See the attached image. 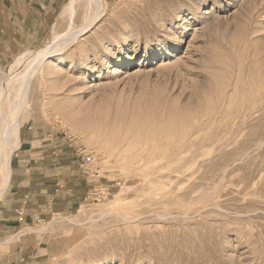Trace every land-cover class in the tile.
I'll list each match as a JSON object with an SVG mask.
<instances>
[{
	"label": "rangeland",
	"instance_id": "rangeland-1",
	"mask_svg": "<svg viewBox=\"0 0 264 264\" xmlns=\"http://www.w3.org/2000/svg\"><path fill=\"white\" fill-rule=\"evenodd\" d=\"M66 1L6 39L15 54L0 40V66L17 67L5 115L33 61L17 57L97 11L78 0L71 18ZM102 2L35 78L11 161L58 137L88 196L23 221L9 182L0 264H264V0Z\"/></svg>",
	"mask_w": 264,
	"mask_h": 264
},
{
	"label": "crops",
	"instance_id": "crops-1",
	"mask_svg": "<svg viewBox=\"0 0 264 264\" xmlns=\"http://www.w3.org/2000/svg\"><path fill=\"white\" fill-rule=\"evenodd\" d=\"M57 2L58 0H0V40L6 41L3 50L15 54L17 46L7 40L28 37ZM18 148L9 189L12 197L20 199L19 203L13 205L14 208H10L19 220L24 221L37 215V210L45 209L42 206H52L59 196L64 197L63 199H75L88 194L87 184L76 168L78 164L75 154L58 137L25 141ZM36 203L40 205L39 209L33 207ZM15 260V255L12 260L9 258L10 263Z\"/></svg>",
	"mask_w": 264,
	"mask_h": 264
},
{
	"label": "bare ground",
	"instance_id": "bare-ground-1",
	"mask_svg": "<svg viewBox=\"0 0 264 264\" xmlns=\"http://www.w3.org/2000/svg\"><path fill=\"white\" fill-rule=\"evenodd\" d=\"M77 1L78 0H67L62 6L60 13L68 11L71 15V18H73ZM86 2L89 5L94 3L96 5L97 11L91 16V21L84 28L80 29V31L77 30L78 32L73 34L68 33L69 36L65 38L63 37L64 39H62L60 35L55 36L51 41H48L39 48L23 52L17 57L14 62V64L17 65L21 64L20 62L26 63L27 61H33L24 71L23 75L19 77L18 80H16L18 99L14 104H12L7 115L4 114L2 106L4 104V100L8 97L10 84L14 79L17 78L16 75H13L17 67L13 66L11 71L8 72L0 66V75L3 76V80L0 82V118L2 119L0 126V175L3 176V182L0 186V199L3 197L4 193H6L5 191L12 177L11 161L14 152L13 148L15 145L14 139H19L18 130L21 127L20 118L24 110L29 105L35 78L41 69L48 65L50 59L53 56L61 54L67 44H70L72 41L76 40L80 33H83L89 29L93 25V22H95L101 16L103 6L101 5L103 3L102 0H86ZM47 227L48 225L46 228Z\"/></svg>",
	"mask_w": 264,
	"mask_h": 264
}]
</instances>
